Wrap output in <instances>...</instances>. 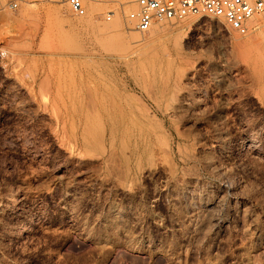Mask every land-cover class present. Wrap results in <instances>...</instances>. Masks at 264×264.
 I'll return each instance as SVG.
<instances>
[{
	"label": "rangeland",
	"instance_id": "obj_1",
	"mask_svg": "<svg viewBox=\"0 0 264 264\" xmlns=\"http://www.w3.org/2000/svg\"><path fill=\"white\" fill-rule=\"evenodd\" d=\"M83 1L86 14L77 16L64 0H32L18 8H11L8 0H0V264H264V81L262 84L254 79L247 67L250 62L247 58L240 59L236 49L241 42L246 44L249 54L259 55L258 60L264 56V12L250 20L245 34L234 30L224 18L189 14L177 21H161L171 23L174 34L163 35L146 48L154 60L149 59L152 58L149 54L145 57L148 62L144 57H131L127 67L129 63L125 60L101 56L111 49L117 55L129 53L134 44L128 35H141L129 17L137 7L136 0L126 12L124 7L129 4L124 0ZM92 4L100 5V10H92ZM120 20L133 23L131 31L124 33L116 28ZM186 20H193L190 27ZM162 23H156L153 28ZM123 35L128 43L118 38ZM175 35L183 37L176 40ZM96 37L119 40L111 38L109 44ZM123 42L129 46H122ZM236 52L238 59L234 57ZM82 53L95 54L98 62L94 59L93 63ZM179 66H188V72H193L191 80L185 83L186 86L189 83L188 87L193 85L192 89L198 88L195 98L201 100L205 112L198 110L189 117L168 118L155 108L149 96L157 85L168 79L174 82ZM215 67L226 74L225 83L215 81ZM88 68H102L100 74L106 72L103 76L107 78L90 75ZM127 70L131 71L130 75ZM107 79L114 87V83L118 85V89L133 88L136 107L150 108L149 115L153 112L152 116L148 115L153 120L146 117L147 121H154L151 129L160 136L166 135L161 140L162 148L165 150L166 143L170 144L169 156L167 150L165 153L168 157L162 149L159 153L153 151L156 152L153 158L145 153L142 157L145 161L140 160L144 163L133 162L131 165L136 167L131 166L132 170H136L123 177L125 181L119 178L123 183L99 168L98 163L84 164L79 160L76 154L79 155L80 149L62 128L57 110L64 100H71L78 92L88 89V83L90 87ZM212 113L217 115V120ZM178 131H182L183 138L177 135ZM219 131L227 132L226 146L218 139ZM188 142L199 144L195 147ZM243 143L246 145L241 146ZM183 145L192 147H186L190 149L183 154ZM192 149L198 159L185 161L183 155ZM178 155L184 159L180 160ZM204 155L214 157L216 166L203 162ZM148 158L157 160L162 170L157 165V173H150L152 160ZM159 159L163 160L162 164ZM166 161L177 166L174 181L178 182L179 190L176 182L169 181ZM214 168L217 169L212 171ZM188 170L192 172L189 174ZM180 175L184 180H178ZM103 176H109L108 180ZM183 181L194 182L191 186L205 196L195 209L190 207L192 200L186 201L184 194L182 197ZM222 181L231 184L230 190L234 191H227ZM122 186L127 189L133 186L131 190H134L128 194ZM111 203L122 208L120 224L123 220V225L117 223L119 228L108 221ZM229 205L236 208L231 210ZM203 207H210L213 213L214 224H208L207 229L199 227L204 220ZM187 210L191 212L186 214ZM191 213L192 217L196 213L194 217L198 218L191 220ZM31 220L30 231L19 236L16 231ZM192 224L198 225L197 228Z\"/></svg>",
	"mask_w": 264,
	"mask_h": 264
},
{
	"label": "bare ground",
	"instance_id": "obj_2",
	"mask_svg": "<svg viewBox=\"0 0 264 264\" xmlns=\"http://www.w3.org/2000/svg\"><path fill=\"white\" fill-rule=\"evenodd\" d=\"M124 2L125 3H128L129 5H127V6H125L124 7V11L126 12V11H128V9H129V7L132 5V2H134V0H124ZM90 7H93L92 8V10H100V5H97V4H92ZM12 8V7H11ZM252 19H254V18H252ZM262 19V18H261ZM130 20V19H129ZM257 18L255 19V22H257ZM133 20L131 19L130 20V22H132ZM188 20H186V22H187ZM129 21H121L120 20V23H118L117 25H116V28L118 27V29H120V30H123V32L124 33H127L128 31H131V27H132V24H129L128 23ZM133 22H135V21H133ZM163 22V21H162ZM162 22H160V23H162ZM164 22H167V21H164ZM254 22V23H255ZM192 23H193V20H191V21H189V22H187V27H190L191 25H192ZM135 24V23H134ZM171 23H162V24H160L159 26H157V27H154L153 29H151L149 32H147V33H141V35H134V34H130V35H132V36H130V35H128V39L130 40L131 39V43H133L134 45H133V47L131 48V51L129 52V53H127V54H119V55H117V54H115V53H111V51H112V49H111V51H110V48H109V50H107V51H110V53H106V54H104V55H102L101 57H107V58H119V59H122V61H126V63H129L130 61H131V57H135V56H138V57H135V58H137V59H140L141 57L143 58L144 57V59H145V57L149 54L148 52H147V49L146 48H148V46L149 45H151L152 46V44L153 43H155V41H157L158 39H160L163 35H167V36H172L173 34H174V27H173V25H170ZM134 27V26H133ZM187 32V31H186ZM240 33V32H239ZM124 36V37H123ZM122 37H118V38H123L122 40L123 41H125L126 42V40H127V43H128V39L126 38V36L125 35H123ZM130 37V38H129ZM177 36L175 35L174 36V38L177 40L178 38L180 39V37H183V36H178L177 38H176ZM97 38V40L98 41H100V42H103L104 40L106 41V43H109V44H112V39L111 38H113L114 39V41H115V37H104V39L103 38H101V37H96ZM116 39V41H118L119 39ZM171 39V38H170ZM174 39V41H176ZM96 41V40H95ZM125 42H123V43H125ZM180 42H181V40H180ZM119 43H121V42H119ZM176 43V42H175ZM179 43V41H177V44ZM122 44V43H121ZM120 44V45H121ZM180 44V43H179ZM120 45H119V47H120ZM122 46H129V45H127L126 43L125 44H123ZM121 46V47H122ZM237 46H238V48L236 47V49H238V51L237 52H239V56H240V59H242V58H247L248 59V61L250 62V65H248V64H246V66L247 67H249L250 68V70H252V75H253V77H254V79L258 82V83H262L263 84V82L262 81H264V56L262 55L261 56V58H260V60H258L257 58L259 57V55H256L254 52H252L251 54H249V52H247V48H246V44L245 43H241V42H238L237 43ZM118 47V48H119ZM131 47V46H130ZM111 48H113V47H111ZM235 48V47H234ZM150 49V48H149ZM181 49V48H180ZM177 50V49H176ZM234 50V49H233ZM235 52V51H234ZM233 52V53H234ZM237 52L234 54L235 56V58H239V56L238 57H236V54H237ZM117 53V52H116ZM122 53H124V52H122ZM149 55H151L152 56V54L150 53ZM148 55V56H149ZM81 56H83V57H85V58H88V59H90V61L92 60H94V61H96V57H95V54H91V53H86V54H84L83 55V53H82V55ZM147 56V57H148ZM167 56H169V55H167ZM146 57V58H147ZM153 57L154 56H152V58H150L149 57V59H153ZM242 57V58H241ZM181 58H183V57H181ZM185 58V57H184ZM234 58V59H235ZM148 59V60H149ZM239 59V60H240ZM115 60V59H114ZM118 60V59H117ZM116 60V61H117ZM142 60V59H141ZM147 59H145L144 61H146ZM148 60H147V62H148ZM154 60V59H153ZM170 60H171V58L169 57V61H168V63L170 62ZM181 60V59H180ZM185 60V59H184ZM86 61L88 62L89 60H87L86 59ZM93 61V63H95ZM150 61V60H149ZM182 61H183V59H182ZM228 61V60H227ZM96 62H98V61H96ZM117 62H119V60L117 61ZM121 62V61H120ZM119 62V63H120ZM142 62H143V60H142ZM172 62V61H171ZM185 62V61H184ZM231 62V61H230ZM233 62V61H232ZM242 62V61H241ZM92 63V62H91ZM116 63V62H115ZM175 62H173V64H174ZM188 63V62H187ZM216 63V62H215ZM117 64V63H116ZM115 64V65H116ZM173 64H171V65H173ZM181 64V63H180ZM235 64V63H234ZM243 64V63H242ZM112 65V64H111ZM127 65V67H129L128 65H130V63L129 64H126ZM175 65H177V63H175ZM214 65V64H213ZM228 65H229V63H228ZM232 65V64H231ZM230 65V66H231ZM110 66V65H109ZM108 66V67H109ZM123 66H125V63H124V65ZM169 67H170V63H169V65H168ZM178 66V65H177ZM238 66V65H237ZM236 66V67H237ZM245 66V65H244ZM112 67H113V65H112ZM117 67H118V65H117ZM187 67L188 66H185L184 68L181 66V68H180V66H179V68L177 69L178 70V76H177V78L174 80V82L173 81H171V80H169L168 79V77H167V79L168 80H166L165 82H163L162 84H159V85H157L156 86V88H155V90H153L152 92V94L149 96V98L151 99V102L155 105V108H157L162 114H164V115H168L167 117L169 118V116H173V117H177V115H184V116H188V115H193L194 113H196V112H198V110L199 111H203V112H205V110L202 108V104L200 103V101L199 100H197V98H195L196 96V89H198V88H196V89H192L191 87H193V85H190L191 87H188V84H187V86H186V83H185V81H189V80H191V77H192V73L190 72H188L189 71V69H187ZM109 68H111V67H109ZM109 68H108V70H109ZM130 68H132L133 69V67H130ZM233 67H231V69H232ZM89 69V68H88ZM88 69H86L87 71H88ZM99 69H102V68H91V69H89L90 71L88 72L90 75H93V76H96V75H98V76H102L104 79H105V77L106 76H103L104 75V73L106 74V72H104L103 74H100V73H102V71L101 70H99ZM113 69V68H112ZM116 69V68H115ZM174 69V68H173ZM180 69H185V70H181L180 71ZM186 69H187V71H186ZM213 69V68H212ZM230 69V68H229ZM228 69V70H229ZM246 69V68H245ZM104 70V69H103ZM107 70V71H108ZM111 70V69H110ZM119 70V69H118ZM130 70V69H129ZM169 70H172V69H169ZM191 70V69H190ZM214 70H215V73H214V79H215V81L217 82V83H225L226 82V80H227V76H226V74L223 72H219L217 69H216V67L214 68ZM213 70V71H214ZM119 71H121V70H119ZM118 71V72H119ZM123 71V70H122ZM128 71V70H127ZM176 71V70H175ZM186 71V72H185ZM109 72V71H108ZM111 72V74H112V71H110ZM113 72H117V70L115 71H113ZM117 72V73H118ZM131 71H128V74L130 75L131 73H130ZM172 72V71H171ZM226 72V71H225ZM228 72V71H227ZM84 73V72H83ZM85 73L86 74H88L86 71H85ZM114 73V75H116ZM122 73H124V71L122 72ZM121 73V74H122ZM133 73V72H132ZM170 73V72H169ZM175 73V72H174ZM174 73H173V75H174ZM110 74V75H111ZM176 74V73H175ZM84 75V74H83ZM82 75V76H83ZM113 75V74H112ZM123 75H125V74H123ZM127 75V74H126ZM228 75V74H227ZM82 76H80V77H82ZM108 76V75H107ZM99 77V78H100ZM110 77V76H109ZM116 77V76H115ZM128 77V76H127ZM171 77V76H170ZM107 78V77H106ZM111 78V77H110ZM113 78V77H112ZM111 78V79H112ZM118 78V77H117ZM116 78V79H117ZM120 78V77H119ZM121 78H122V75H121ZM83 79V78H82ZM101 79V78H100ZM114 79V78H113ZM130 79V78H129ZM166 79V78H165ZM164 79V80H165ZM253 79V80H254ZM94 80V79H93ZM119 80V79H118ZM80 81H82L81 79H80ZM92 81V80H91ZM113 81H115V80H113ZM117 81V80H116ZM120 81V80H119ZM118 81V82H119ZM130 81V80H129ZM89 82H90V80H89ZM118 82H116V83H118ZM121 82V81H120ZM93 82H91V84H92ZM124 83V82H123ZM123 83H121V87L123 86L122 84ZM127 83V82H126ZM125 84V83H124ZM85 85V84H84ZM83 85V86H84ZM114 85H115V87L112 85V83L110 82V79L108 80L107 79V81L105 80V81H102L101 83H98L97 85H91L90 87H88L89 86V83H88V86H87V88L88 89H84L83 90V92H78L79 93V95L77 96V97H75V96H73V97H75V98H73L72 97V99L71 100H64L61 104H59L58 106H57V110H58V114H59V119L61 120V123H62V128L64 129V130H66V132L69 134L68 136H69V138L71 139V141H73L74 142V146H77L80 150L78 151V153H79V155L78 154H76V156H78L79 157V160L80 161H82V162H84V164L87 162V161H94V162H96V163H98L99 165H100V167L99 168H102L104 171H106L108 174H110V175H112V176H116V178H118V180H120L121 182H122V180L123 181H125V177H127L129 174H131L130 172H132V171H135V170H132V167L131 166H133L134 167V165H131L133 162H139L141 159H142V157H144L145 156V153H149L150 155V157H152L153 158V154L154 153H156V152H153V151H157L158 153L163 149V151H165L164 153H163V155L166 153V150H167V153L166 154H168V151H170L169 149H170V144L169 143H166V146H165V150H164V147L162 148V142H161V140L163 139V138H165L166 137V135L163 137V136H160V135H158V134H156L155 132H154V130L153 129H151V127H150V125L152 124L153 125V122L154 121H152V123L151 122H149L150 121V119H149V121H147L146 120V117L149 115V113H150V108H143V110H141V108L139 109V107L137 108L136 107V105L135 104H137V103H135L134 102V99H136L135 98V95H134V91H133V88L131 89V90H129V89H118V85L116 86V84L114 83ZM128 85V84H127ZM124 86H126V84L124 85ZM129 86H130V84H129ZM81 88H83V87H81ZM86 88V87H85ZM126 88V87H125ZM128 88V87H127ZM81 89H78V91H80ZM77 91V90H76ZM82 91V90H81ZM198 91V90H197ZM200 91V90H199ZM75 92V91H74ZM77 93V92H76ZM74 93H72V95H73ZM76 95V94H75ZM71 97V96H70ZM70 99V98H69ZM138 100H140V99H138ZM138 103H139V101H137ZM142 102V101H141ZM142 103H145L144 101L142 102ZM147 103V102H146ZM228 103V102H227ZM226 104V102H223V105H225ZM143 105V104H142ZM145 106H146V104H145ZM149 106V105H148ZM205 107V106H204ZM202 108V109H201ZM206 109H207V107H206ZM220 109H222V108H220ZM152 111V110H151ZM154 111V110H153ZM157 113V112H156ZM219 113V112H218ZM151 115V114H150ZM149 115V116H150ZM152 115H153V112H152ZM151 115V116H152ZM155 115V114H154ZM175 115V116H174ZM212 115H213V113H212ZM148 116V118H151V117H149ZM163 116V115H162ZM161 116V117H162ZM220 116V115H219ZM143 117H145V118H143ZM155 117H156V115H155ZM172 117V118H173ZM189 117V116H188ZM215 120H217V115L215 114V115H213L212 116ZM221 117V116H220ZM147 118V119H148ZM153 118V117H152ZM151 118V119H152ZM158 118V120L160 119V117L158 116L157 117ZM186 118V117H185ZM212 118V119H213ZM219 118V117H218ZM155 119V118H154ZM153 120V119H152ZM157 120V119H156ZM155 120V121H156ZM158 120L156 121L157 123H158ZM161 120V119H160ZM163 120V119H162ZM162 120H161V122H162ZM167 120V119H166ZM168 121V120H167ZM155 122V123H156ZM169 122H171V118H170V121ZM173 122V121H172ZM150 123V124H149ZM155 124L156 126L158 125L159 126V124ZM163 123V122H162ZM162 123H160V124H162ZM167 123V122H166ZM171 124V123H170ZM167 125V124H166ZM154 126V125H153ZM173 127V126H172ZM174 128V127H173ZM178 129H180V128H177V130ZM218 129V128H217ZM176 130V129H175ZM181 130V129H180ZM164 131H165V129H164ZM182 131H184V130H182ZM182 131H178L179 132V134L177 133V135H180V133L182 132ZM157 132V131H156ZM161 133L163 132V131H160ZM177 132V131H176ZM220 132V131H219ZM159 133V132H158ZM165 133H166V131H165ZM172 133V132H171ZM160 134V133H159ZM167 134V133H166ZM184 134H185V132H184ZM187 134V133H186ZM185 134V136L187 137V136H189V134H187L186 135ZM227 132L225 133L224 131L222 132H220V134H219V137H218V139L223 143H221L223 146L225 145V144H227V142L229 141H227L226 142V137H227ZM162 135V134H161ZM170 135V134H169ZM172 135H173V133H172ZM168 136V135H167ZM181 136V135H180ZM183 136V135H182ZM181 136V137H182ZM228 136H229V134H228ZM163 137V138H162ZM172 137V136H171ZM171 137H169V138H171ZM168 138V139H169ZM183 138V137H182ZM189 138H190V136H189ZM185 139V138H184ZM171 140V139H170ZM179 141V140H178ZM165 142H167V140L165 141L164 140V143ZM193 141H191V143H192ZM197 142V141H196ZM195 142V143H196ZM180 143H182V142H180ZM179 143V144H180ZM188 143H190V142H188ZM190 143V145H192ZM73 144V143H72ZM178 143H177V146L179 145ZM183 144V143H182ZM181 144V145H182ZM197 144V143H196ZM196 144H194L193 143V145H195V147H196ZM199 144V143H198ZM197 144V145H198ZM201 144V143H200ZM192 145V146H193ZM246 144L245 143H243V144H241V146H245ZM172 146V145H171ZM176 146V147H177ZM183 146H185V150H182L183 151V154H184V151H188L191 147L190 146H187V145H183ZM200 146V145H199ZM226 146V145H225ZM173 147V146H172ZM171 147V148H172ZM179 147H180V145H179ZM179 147H178V149H179ZM188 147H190L189 149H187ZM195 147L193 148V149H195ZM174 148V147H173ZM181 148V147H180ZM198 148V147H197ZM224 148V147H223ZM155 149V150H154ZM192 149V151H190V152H185V155H183V157L185 158H183L185 161L186 160H194V159H198L197 157H196V152H195V150H193ZM172 150V149H171ZM174 150H172V152H173ZM198 151V150H197ZM180 152V154L182 153L181 152V150L179 151ZM158 153H157V155H158ZM202 153V152H201ZM165 154V157L167 156ZM163 155H162V157H163ZM174 155V154H173ZM201 155V154H200ZM147 156V155H146ZM158 156H160V155H158ZM168 156H169V154H168ZM167 156V157H168ZM178 156H180V155H178ZM206 155H204V157H205ZM77 157V158H78ZM155 157V156H154ZM161 157V156H160ZM172 157V156H171ZM198 157H199V155H198ZM76 158V159H77ZM156 158V157H155ZM157 158H159V157H157ZM156 158V159H157ZM175 158V157H174ZM180 158V160H183L182 158H181V156L179 157ZM199 158H201V157H199ZM203 158V157H202ZM216 158V157H215ZM148 159H151V158H148ZM147 159V160H148ZM167 159V158H166ZM169 159V158H168ZM167 159V160H168ZM173 159V158H172ZM172 159H170V160H172ZM78 160V159H77ZM143 160V159H142ZM152 160V163H151V167H150V169H149V172L150 173H154V172H156L157 171V165H159V167H160V164H156V162H157V160L155 161V159H154V161H153V159H151ZM169 160V161H170ZM201 160V159H200ZM203 160V162H205V163H207L209 166H214V157H213V159H212V157L211 156H208L207 155V157H205V158H203L202 159ZM201 160V161H202ZM143 161H145V159L143 160ZM161 161V164H162V161L163 160H160L159 159V162ZM165 161V160H164ZM169 161H166V162H169ZM176 161V160H175ZM177 161H178V159H177ZM184 161V162H185ZM195 161V160H194ZM141 162V161H140ZM148 162H151L150 160L148 161ZM147 162V163H148ZM141 163H144V162H141ZM146 163V164H147ZM163 163H165V162H163ZM183 163V162H182ZM194 163V162H193ZM200 163V162H199ZM205 163L204 164H202V165H205ZM97 164V165H98ZM145 164V165H146ZM167 164H169L168 165V167H166L165 168V172H166V174H167V176H168V178H169V181H174V180H176V176L177 175H175V173H176V167L177 166H175V163H173L172 161L171 162H169V163H167ZM206 164V165H207ZM144 165V166H145ZM164 165V164H163ZM178 165V164H177ZM188 165V164H187ZM193 166H194V164H192ZM191 165V166H192ZM195 165H196V163H195ZM205 165V166H206ZM147 166V165H146ZM182 166V165H181ZM192 166V167H193ZM196 166H198V165H196ZM215 166H216V164H215ZM214 166V167H215ZM98 167V166H97ZM136 167V166H135ZM134 167V168H135ZM140 167V166H139ZM141 167H143V166H141ZM179 167V166H178ZM184 167V166H183ZM186 167V166H185ZM188 167H190V164L188 165ZM207 167V166H206ZM219 167V166H218ZM217 167V168H218ZM224 167V166H223ZM145 168V167H144ZM148 168V167H147ZM146 168V169H147ZM161 168V170H162V167H160ZM164 168V167H163ZM205 168V167H204ZM210 168V167H209ZM208 167H207V169H209ZM217 168H214V170H212L213 169V167H212V171H215V169H217ZM140 169V168H139ZM142 170H143V168H141ZM178 169H180V167L178 168ZM187 170V168H184V170ZM219 169H221V168H219ZM102 170V171H103ZM132 170V171H131ZM158 170H159V168H158ZM224 171H226L225 169H223ZM223 170H221V172L223 171ZM179 171V170H178ZM181 171H183V170H181ZM196 171V170H195ZM209 171V170H208ZM211 171V172H212ZM223 171V172H224ZM160 172V171H159ZM180 172V171H179ZM192 171L190 170V173H191ZM197 172V171H196ZM217 172V171H216ZM219 172H220V170H219ZM106 173V174H107ZM141 173V172H140ZM139 173V174H140ZM146 173V172H145ZM148 173V172H147ZM146 173V174H147ZM157 173V172H156ZM188 173H189V170H188ZM188 173H187V176H188ZM189 173V174H190ZM213 173V172H212ZM215 173V172H214ZM105 174V173H104ZM103 174V175H104ZM107 174V175H108ZM133 174V173H132ZM138 174V173H137ZM144 174V173H143ZM165 174V173H164ZM165 174V175H166ZM179 174V173H178ZM181 174V173H180ZM186 174V172H184V175ZM193 174H196L194 171H193ZM217 174V173H216ZM221 174V173H220ZM134 175H136V173L134 174ZM192 175V174H191ZM224 175L225 176H227L228 175V172H227V175L225 174V172H224ZM183 176V175H182ZM193 176H195V177H197L196 175H193ZM218 176V175H217ZM124 177V178H123ZM134 177V176H133ZM146 177V176H145ZM149 177H151V175H149ZM184 177V176H183ZM182 177V178H183ZM219 177V176H218ZM105 177L103 176V179H104ZM107 178H109V176L107 177ZM107 178H105V179H107ZM119 178H122V180L121 179H119ZM131 178V181H132V177H130ZM181 178V175H180V178L178 179L179 181H180V179H182ZM193 178V177H192ZM226 178V177H225ZM114 179H115V177H114ZM186 179V178H185ZM190 179H191V177H190ZM195 179V178H194ZM197 179V178H196ZM108 180V179H107ZM110 180V179H109ZM115 180H117V179H115ZM128 180H130L129 178L127 179V182H128ZM143 180V179H142ZM183 180H184V178H183ZM231 180V179H230ZM112 181V180H111ZM135 181V180H134ZM228 181V180H227ZM137 182H138V180H137ZM167 182H168V180H167ZM174 182H176V181H174ZM188 182V181H187ZM187 182H185V181H183V184H182V187H181V190L183 191V193H182V197H183V194H184V197H185V199H187L186 201H188L189 199H190V201H191V203H190V207L193 209L194 207H195V205H197L200 201H204V199H205V196H203L201 193H199L198 192V190L194 187H192L191 185L194 183H192V184H188ZM191 182V181H190ZM199 182V181H198ZM198 182H197V184H198ZM223 182V181H222ZM229 182V181H228ZM231 182V181H230ZM123 183V182H122ZM169 183V182H168ZM177 183L178 182H176V185H177ZM223 183H225V182H223ZM125 184V183H124ZM124 184H122V185H124ZM129 184H131L132 185V183H129ZM128 184V185H129ZM135 184V183H134ZM173 184V183H172ZM196 184V183H195ZM196 184V185H197ZM127 185V184H126ZM167 185V184H166ZM169 185V184H168ZM175 185V186H176ZM225 185H226V183H225ZM225 185H223V186H225ZM120 186H121V184H120ZM135 187L137 186V185H134ZM170 186V185H169ZM174 186V185H173ZM195 186V185H194ZM124 186H122V189L125 191V193L127 192L128 194H130V193H132V191L134 190H131L132 188H133V186H132V188L130 189V187H129V189H127V188H123ZM127 187V186H126ZM178 187V185L176 186V188ZM198 187V186H197ZM200 187V186H199ZM171 188V187H170ZM201 188V187H200ZM199 188V189H200ZM203 188V187H202ZM206 188V187H205ZM121 189V190H122ZM135 189H137V188H135ZM172 189V188H171ZM174 189H175V187H174ZM178 189V188H177ZM209 189V188H208ZM211 189V188H210ZM225 189L227 190V191H229L230 189H232L231 188V184H229V185H226L225 186ZM138 190V189H137ZM179 190V189H178ZM197 190V191H196ZM181 191V192H182ZM230 191H232V190H230ZM234 191V190H233ZM232 191V192H233ZM171 192V191H170ZM232 192H231V194H232ZM248 192V191H247ZM134 193V192H133ZM177 193V192H176ZM179 193H180V191H179ZM179 193H178V195H179ZM219 193V192H218ZM174 194V193H173ZM215 194V193H214ZM223 194V193H222ZM235 194V193H234ZM233 194V195H234ZM242 195L244 194V192L243 193H241ZM181 195V194H180ZM136 196V195H135ZM171 197H172V195H170ZM216 196V195H215ZM224 198H225V195H222ZM247 196V195H246ZM131 197V196H130ZM216 197H218V195L216 196ZM216 197H214V198H216ZM220 197H221V195H220ZM223 197H221V198H223ZM239 197V196H238ZM238 197H236V198H238ZM251 197V196H250ZM175 198H176V196H175ZM210 198V197H209ZM211 198H212V200H213V197L211 196ZM243 198H245V197H243ZM218 199H219V197H218ZM176 200H178V201H180L179 200V198H177ZM184 199H182V201H183ZM200 200V201H199ZM221 200V199H220ZM219 200V201H220ZM223 200V199H222ZM225 200V199H224ZM169 201V200H168ZM175 201V200H174ZM226 201V200H225ZM111 202V201H110ZM109 203V202H108ZM117 203V202H116ZM173 203H175V202H173ZM177 203H179V202H177ZM180 203H182V202H180ZM179 203V204H180ZM183 203H185V202H183ZM203 203V202H202ZM216 203V202H215ZM224 203V202H223ZM226 203V202H225ZM200 204H201V202H200ZM211 204V203H210ZM213 204V203H212ZM211 204V205H212ZM217 204V203H216ZM218 204H220V206H221V202H219ZM109 205V204H108ZM119 205V204H118ZM118 205L117 204H114V203H111L110 204V206H108V208H109V219H108V221L113 225V224H116V226H118L117 225V223L118 224H120V221H121V218H123L122 216H123V214H122V211H121V207H119L118 208ZM175 205H177L176 203H175ZM186 205V204H185ZM189 205V204H188ZM199 205V204H198ZM205 205V204H204ZM215 205V204H214ZM237 205V203L235 204V206ZM184 206V205H183ZM203 206V205H202ZM207 206H209V205H207ZM223 206V205H222ZM221 206V207H222ZM178 207H179V205H178ZM180 207H182V206H180ZM186 207H187V205H186ZM199 207V206H198ZM201 207V206H200ZM200 207L198 208L199 210H200ZM214 207V206H213ZM212 207V208H213ZM133 208V207H132ZM204 208V207H203ZM210 208V207H209ZM207 209L206 207L204 208V209H202L203 211H202V213L204 214V217H203V219L202 218H200L201 220H203L202 221V224L199 226V227H201V229H207L208 227V224H214V222L212 221V219H213V213H211L212 211H210V209ZM218 208H219V206H218ZM222 208H224V207H222ZM229 209L231 208L230 207V205H229V207H228ZM227 208V210H229ZM232 208H234V207H232ZM232 208H231V210H232ZM236 208V207H235ZM234 208V209H235ZM188 209V208H187ZM195 209V208H194ZM197 209V208H196ZM197 209V210H198ZM173 212H175V208H172L171 209ZM179 210H181V208L179 209ZM217 210V209H216ZM237 210V209H236ZM248 210V209H247ZM124 211V210H123ZM244 212H245V209L243 210ZM250 211V210H249ZM180 212H183V211H180ZM186 212V211H185ZM191 211L190 210H187V213L186 214H189ZM197 212V211H196ZM215 212H217V211H215ZM223 212V211H222ZM243 212V213H244ZM194 213V212H193ZM199 213V212H198ZM230 213V212H229ZM251 213V212H250ZM182 214V213H181ZM196 214V213H195ZM194 214V215H195ZM200 214V213H199ZM218 214H220V213H218ZM246 213H244V215H245ZM252 214V213H251ZM179 215H180V213H179ZM194 215H193V217H194ZM197 215V214H196ZM202 215V214H201ZM216 215V214H215ZM214 215V216H215ZM243 215V214H242ZM172 216H174V215H172ZM181 216H183V215H181ZM191 220L193 219V217H192V213H191ZM199 216V215H198ZM200 217V216H199ZM217 217V216H216ZM216 217H214V218H216ZM225 217V216H224ZM246 217V216H245ZM250 217V216H249ZM106 218V217H105ZM178 218L179 219H181L179 216H178ZM194 218H196V216L194 217ZM198 218V217H197ZM196 218V219H197ZM222 218V217H221ZM247 218V217H246ZM245 218V219H246ZM174 219V218H173ZM179 219H177V220H179ZM187 219H188V216H187ZM216 219H219V217L218 218H216ZM103 220V219H102ZM101 220V221H102ZM189 220H190V217H189ZM190 220V221H191ZM195 220V219H194ZM225 220V219H224ZM105 221H106V219H105ZM181 221H182V219H181ZM187 221V220H186ZM185 221V222H186ZM200 221V220H199ZM219 220H217V222H218ZM210 222H213V223H210ZM33 223V220H31L30 222H27V223H24L16 232H17V234L19 235V236H24V235H26L29 231H30V229H31V224ZM101 223V222H100ZM99 223V224H100ZM122 223H123V220H122ZM120 224L121 226L123 225V224ZM101 224H103L104 225V223H103V221H102V223ZM105 224H107L106 222H105ZM219 224H221V223H219ZM124 226H125V224H124ZM124 226L122 227V228H124ZM191 226V225H190ZM192 226H193V224H192ZM191 226V227H192ZM198 226V225H197ZM197 226L195 225V227L194 228H197ZM120 226H118L117 228H119ZM189 227V226H188ZM207 227V228H206ZM116 228V227H115ZM187 228V227H186ZM188 230H190V229H188ZM193 231H195L194 229H193ZM196 231H198V230H196ZM201 231V230H200ZM199 232V231H198ZM202 235H203V232H202Z\"/></svg>",
	"mask_w": 264,
	"mask_h": 264
},
{
	"label": "built area",
	"instance_id": "obj_3",
	"mask_svg": "<svg viewBox=\"0 0 264 264\" xmlns=\"http://www.w3.org/2000/svg\"><path fill=\"white\" fill-rule=\"evenodd\" d=\"M32 0H8L10 7L18 8ZM77 16L86 14L83 0H64ZM136 9L129 17L135 21L136 30L149 32L161 21H177L189 14L211 18H224L238 32L245 34L249 22L264 12V0H136Z\"/></svg>",
	"mask_w": 264,
	"mask_h": 264
}]
</instances>
